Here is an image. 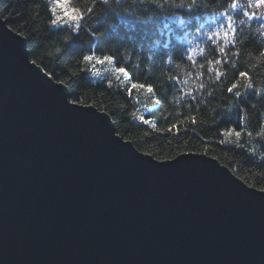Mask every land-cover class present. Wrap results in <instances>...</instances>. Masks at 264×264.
Wrapping results in <instances>:
<instances>
[{
    "label": "water",
    "instance_id": "water-1",
    "mask_svg": "<svg viewBox=\"0 0 264 264\" xmlns=\"http://www.w3.org/2000/svg\"><path fill=\"white\" fill-rule=\"evenodd\" d=\"M0 264H264V190L139 151L0 16Z\"/></svg>",
    "mask_w": 264,
    "mask_h": 264
},
{
    "label": "trees",
    "instance_id": "trees-1",
    "mask_svg": "<svg viewBox=\"0 0 264 264\" xmlns=\"http://www.w3.org/2000/svg\"><path fill=\"white\" fill-rule=\"evenodd\" d=\"M50 1L0 0V16L70 101L103 110L158 160L204 153L264 190V10L254 0H67L78 22L57 26ZM106 60L127 75L106 72Z\"/></svg>",
    "mask_w": 264,
    "mask_h": 264
},
{
    "label": "rangeland",
    "instance_id": "rangeland-1",
    "mask_svg": "<svg viewBox=\"0 0 264 264\" xmlns=\"http://www.w3.org/2000/svg\"><path fill=\"white\" fill-rule=\"evenodd\" d=\"M67 0H51L50 1V10L52 13V20L51 24L54 26L64 24L67 21H74L75 23L78 22L79 18V11L74 6H67ZM111 60V59H110ZM101 60L99 59V62ZM104 61V60H102ZM104 69L106 72L109 73V71H117L118 75H122L123 77L127 75V73H121L118 71V69H121L120 67H114L111 64V61L106 60L104 64Z\"/></svg>",
    "mask_w": 264,
    "mask_h": 264
},
{
    "label": "snow or ice",
    "instance_id": "snow-or-ice-1",
    "mask_svg": "<svg viewBox=\"0 0 264 264\" xmlns=\"http://www.w3.org/2000/svg\"><path fill=\"white\" fill-rule=\"evenodd\" d=\"M255 7L257 10H264V0H254V4L250 5ZM250 18H252L253 15H255V13L252 14H248ZM93 59L92 57H85V60H90ZM105 59H109V58H105ZM119 72L121 73H125L126 74V70L125 69H118ZM130 87H132L133 89L135 88H140V87H144L140 84H132ZM150 90V89H149ZM150 123V122H149Z\"/></svg>",
    "mask_w": 264,
    "mask_h": 264
},
{
    "label": "clouds",
    "instance_id": "clouds-1",
    "mask_svg": "<svg viewBox=\"0 0 264 264\" xmlns=\"http://www.w3.org/2000/svg\"><path fill=\"white\" fill-rule=\"evenodd\" d=\"M261 15H264V12H262Z\"/></svg>",
    "mask_w": 264,
    "mask_h": 264
}]
</instances>
